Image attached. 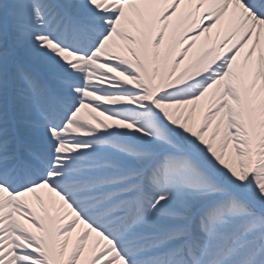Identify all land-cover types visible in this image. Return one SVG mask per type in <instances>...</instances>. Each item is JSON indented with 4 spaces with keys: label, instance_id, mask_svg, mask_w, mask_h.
Instances as JSON below:
<instances>
[{
    "label": "snow or ice",
    "instance_id": "obj_1",
    "mask_svg": "<svg viewBox=\"0 0 264 264\" xmlns=\"http://www.w3.org/2000/svg\"><path fill=\"white\" fill-rule=\"evenodd\" d=\"M0 264H264V0H0Z\"/></svg>",
    "mask_w": 264,
    "mask_h": 264
}]
</instances>
